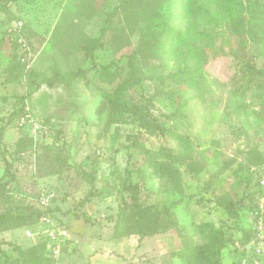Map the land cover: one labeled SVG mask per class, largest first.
I'll list each match as a JSON object with an SVG mask.
<instances>
[{"label": "rangeland", "instance_id": "obj_1", "mask_svg": "<svg viewBox=\"0 0 264 264\" xmlns=\"http://www.w3.org/2000/svg\"><path fill=\"white\" fill-rule=\"evenodd\" d=\"M246 62L264 70V0H0V218L18 229L0 264H183L201 244L210 264H264L241 241L264 176Z\"/></svg>", "mask_w": 264, "mask_h": 264}, {"label": "trees", "instance_id": "obj_2", "mask_svg": "<svg viewBox=\"0 0 264 264\" xmlns=\"http://www.w3.org/2000/svg\"><path fill=\"white\" fill-rule=\"evenodd\" d=\"M4 2L6 1H10V0H2ZM206 11V10H204ZM105 32V29L102 28L100 30V34L98 36H96L95 38L92 39L91 43L89 44V50L91 52H93L95 49H97L98 47H100V43H101V38L103 37ZM245 66L252 72L255 74H263L264 75V70L263 69H256L252 64H250L249 62H246ZM107 65L103 66V69H107ZM109 103L110 106L114 105L115 100L111 97H109V95L107 93L103 94V100L101 101V103ZM140 125L145 128L146 130H149L151 128L156 129L157 131H159L161 134H168L169 136H171L172 138H174L176 140V142L179 144V146L183 149H185L186 147H189L183 140V135L173 131L170 128H164L159 126L158 124L154 123V124H150V122L148 121L147 117L142 115L141 119H140ZM1 126H0V141H1ZM12 171H11V165L9 162H7V165L4 168V172L0 178V188L2 189L3 187H6L7 185H9L12 181ZM6 178L4 181L3 179ZM254 185H256V180L254 178ZM250 199L256 200L257 197V188L252 191H250ZM256 202V201H255ZM255 202L248 205V208L250 211H252L254 213V209H255ZM225 206H228L229 209H231L232 207V201H229L227 204H225ZM38 214H41L40 211H38ZM4 217L0 218V233H2L3 231H7L10 229H14V227H5L4 226ZM142 219V218H141ZM17 227V226H16ZM242 248L243 251L245 252H252L255 253L253 250V245H252V240L254 239V231L251 228H242ZM146 236H148L146 229L144 226H142V230L139 233V240L138 242L140 243V241H142ZM209 247L206 246L205 244H201V245H196V246H188L185 248L184 252L182 254H180V258L183 262V264H210V261L207 260V253H208ZM260 255V254H259ZM258 256V255H257Z\"/></svg>", "mask_w": 264, "mask_h": 264}, {"label": "built area", "instance_id": "obj_3", "mask_svg": "<svg viewBox=\"0 0 264 264\" xmlns=\"http://www.w3.org/2000/svg\"><path fill=\"white\" fill-rule=\"evenodd\" d=\"M22 27V22L18 21L14 24V30H20ZM17 40L20 42V44L24 47L25 42L23 36L19 33ZM28 120L27 115H23L20 118V124L25 123ZM33 128L35 130L39 129V124L36 122H33L32 124ZM55 197V193L52 190L42 191L39 193L38 196V204L41 207H47L49 203L53 200ZM254 217L252 219L253 223L250 228L254 231V242L252 241L253 250L255 254L259 255L262 253V250L264 248V176L259 175L257 177V197H256V205L254 209ZM46 221H49L46 219ZM26 236H30L31 232L26 231ZM53 240L56 239L54 235L51 237ZM58 251L56 249L51 252V257H56V254Z\"/></svg>", "mask_w": 264, "mask_h": 264}, {"label": "crops", "instance_id": "obj_4", "mask_svg": "<svg viewBox=\"0 0 264 264\" xmlns=\"http://www.w3.org/2000/svg\"><path fill=\"white\" fill-rule=\"evenodd\" d=\"M17 231L18 229L7 230V231H3L1 235L4 237H11V235L18 233Z\"/></svg>", "mask_w": 264, "mask_h": 264}]
</instances>
